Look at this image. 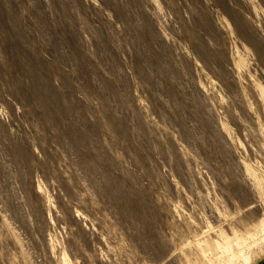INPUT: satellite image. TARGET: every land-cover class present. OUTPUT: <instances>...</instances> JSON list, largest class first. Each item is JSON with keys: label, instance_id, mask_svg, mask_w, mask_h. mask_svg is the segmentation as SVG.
<instances>
[{"label": "rangeland", "instance_id": "1", "mask_svg": "<svg viewBox=\"0 0 264 264\" xmlns=\"http://www.w3.org/2000/svg\"><path fill=\"white\" fill-rule=\"evenodd\" d=\"M0 264H264V0H0Z\"/></svg>", "mask_w": 264, "mask_h": 264}]
</instances>
